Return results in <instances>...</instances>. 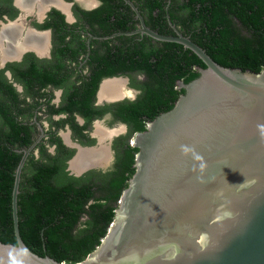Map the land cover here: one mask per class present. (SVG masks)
<instances>
[{"label": "water", "instance_id": "95a60500", "mask_svg": "<svg viewBox=\"0 0 264 264\" xmlns=\"http://www.w3.org/2000/svg\"><path fill=\"white\" fill-rule=\"evenodd\" d=\"M128 3L135 9L134 5ZM141 28L204 63L173 106L135 135V170L98 246L74 263L38 255L18 228L0 264H264V67L224 66L189 36Z\"/></svg>", "mask_w": 264, "mask_h": 264}, {"label": "flooded vegetation", "instance_id": "af4514ba", "mask_svg": "<svg viewBox=\"0 0 264 264\" xmlns=\"http://www.w3.org/2000/svg\"><path fill=\"white\" fill-rule=\"evenodd\" d=\"M182 1L0 0V146L10 163L18 156L11 195L21 162L18 194L22 178L39 174L72 184L66 186L72 194L92 193L86 209L118 190L129 174L126 151L135 147L138 127L160 113L143 100L146 73L127 68L142 62L143 47L157 43L141 44L145 33L125 32L141 28L139 15L149 28L165 20L181 32L171 13L185 14ZM130 168L135 170V155ZM87 219L81 212L72 235Z\"/></svg>", "mask_w": 264, "mask_h": 264}, {"label": "trees", "instance_id": "16d2710c", "mask_svg": "<svg viewBox=\"0 0 264 264\" xmlns=\"http://www.w3.org/2000/svg\"><path fill=\"white\" fill-rule=\"evenodd\" d=\"M180 8L185 14L171 13L173 23L216 62L253 71L264 67V0H183ZM170 10L173 11L171 7ZM158 18L164 19L160 14ZM149 25L161 34H175L165 20ZM132 37H127V41L130 42ZM149 41L157 44L149 50L143 47L142 62L127 65V68H139L146 73L149 81L143 85V100L157 106V112H163L170 109L184 92L183 88H177L176 80L189 82L198 75L196 67L205 65L195 53L179 43L155 40L148 35L140 43ZM150 55H155L156 60L149 61ZM145 128L144 125L138 127L140 131ZM136 151V147L127 148L129 174L121 177L118 190L106 192L105 201H95L88 209L84 204L92 194L90 192L74 190L76 192L72 194L66 187L72 184L53 182L49 174L22 178L17 212L23 242L36 254L49 255L58 261L74 263L84 259L99 244L114 217L115 206L112 204L134 170L130 164ZM17 158L16 155L10 163L7 152L0 146V241L14 244L11 189ZM81 212H86L88 219L77 234L72 235Z\"/></svg>", "mask_w": 264, "mask_h": 264}]
</instances>
